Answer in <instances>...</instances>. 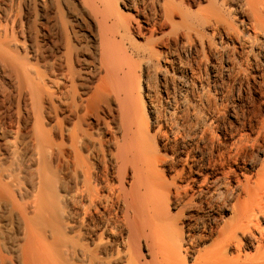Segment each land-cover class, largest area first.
I'll return each mask as SVG.
<instances>
[{
  "label": "bare ground",
  "instance_id": "1",
  "mask_svg": "<svg viewBox=\"0 0 264 264\" xmlns=\"http://www.w3.org/2000/svg\"><path fill=\"white\" fill-rule=\"evenodd\" d=\"M0 264H264V0H0Z\"/></svg>",
  "mask_w": 264,
  "mask_h": 264
}]
</instances>
